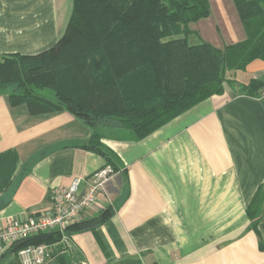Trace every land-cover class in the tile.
I'll list each match as a JSON object with an SVG mask.
<instances>
[{
  "label": "crops",
  "instance_id": "0c3cea01",
  "mask_svg": "<svg viewBox=\"0 0 264 264\" xmlns=\"http://www.w3.org/2000/svg\"><path fill=\"white\" fill-rule=\"evenodd\" d=\"M210 15L189 25L191 46L224 50L246 41L234 0H208ZM73 0H0V56H37L65 35ZM214 95L142 140L98 127L115 168L96 221L53 248L45 264H264V60L229 73ZM39 96L54 101V95ZM95 129L67 110L32 115L0 93V229L38 215L54 190L89 179L107 160L87 148ZM104 217V214H106ZM99 222V223H98ZM0 264H20L11 249Z\"/></svg>",
  "mask_w": 264,
  "mask_h": 264
},
{
  "label": "trees",
  "instance_id": "16d2710c",
  "mask_svg": "<svg viewBox=\"0 0 264 264\" xmlns=\"http://www.w3.org/2000/svg\"><path fill=\"white\" fill-rule=\"evenodd\" d=\"M234 1L247 39L219 50L188 42L189 25L210 15L208 0H73L65 35L54 48L32 57L0 56V93H8L13 106L26 104L32 115L71 112L95 129L87 148L117 171L98 127L142 140L222 94L226 74L264 60V0ZM46 90L54 101L38 95ZM263 202L261 188L249 207L254 226ZM96 221L72 224L66 234L89 230ZM60 240L57 232L41 234L11 251Z\"/></svg>",
  "mask_w": 264,
  "mask_h": 264
},
{
  "label": "built area",
  "instance_id": "2783aa9c",
  "mask_svg": "<svg viewBox=\"0 0 264 264\" xmlns=\"http://www.w3.org/2000/svg\"><path fill=\"white\" fill-rule=\"evenodd\" d=\"M256 98L264 102V89ZM116 171L106 165L89 179L76 177L67 187L58 188L52 193V203L38 215L26 220H12L6 228L0 229V254L15 244L31 237L48 233H59L61 240L51 245H31L15 252L20 264H45L58 244H67L66 229L82 219V214L91 209L104 192Z\"/></svg>",
  "mask_w": 264,
  "mask_h": 264
},
{
  "label": "rangeland",
  "instance_id": "374dc122",
  "mask_svg": "<svg viewBox=\"0 0 264 264\" xmlns=\"http://www.w3.org/2000/svg\"><path fill=\"white\" fill-rule=\"evenodd\" d=\"M228 76H229V73L226 74V77H227V78H226V82H225V83H228V82H229V80H228ZM45 93L48 94V95H54V94L52 93V91H49V90H46Z\"/></svg>",
  "mask_w": 264,
  "mask_h": 264
}]
</instances>
